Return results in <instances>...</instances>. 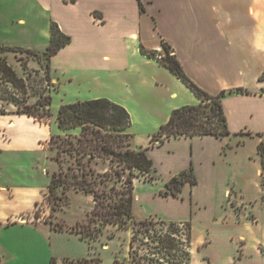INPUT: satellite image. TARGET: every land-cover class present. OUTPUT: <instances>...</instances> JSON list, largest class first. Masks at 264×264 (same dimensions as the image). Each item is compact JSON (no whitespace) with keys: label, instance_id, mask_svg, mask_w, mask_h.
I'll list each match as a JSON object with an SVG mask.
<instances>
[{"label":"crops","instance_id":"crops-1","mask_svg":"<svg viewBox=\"0 0 264 264\" xmlns=\"http://www.w3.org/2000/svg\"><path fill=\"white\" fill-rule=\"evenodd\" d=\"M42 1L51 17L50 23L56 22L71 37L70 43L49 61L54 87L50 92L52 104L58 95L62 96L58 110L63 104L96 98H108L124 106L132 118L129 131L133 146L146 150L154 162V174H158L155 179L162 178L165 188L174 175L194 165L199 181L193 185L187 182L183 187L182 195H190L189 202L184 199V214L170 216L167 221L185 222L200 209L206 213L208 200L227 198L230 185L243 191L255 180L262 195L258 145L259 134H264V0H141L143 10L139 0ZM50 23L44 31L45 50L51 42ZM163 42L171 47L188 77L199 87L213 95L227 92L222 102L230 135L172 137L152 145L153 134L175 109L199 103L177 75L146 54L164 51ZM32 43L19 46L0 42L9 47L35 49ZM238 88L249 92L238 93ZM23 116L49 126L50 137L64 133L50 121L42 123ZM0 134L6 140V129L0 127ZM249 139L258 144L255 152L246 155L247 160L253 159L248 165L255 171L254 177L242 181L238 175L221 179L216 163L228 159L232 152L237 154L238 143L246 145ZM3 142L0 152L4 150ZM225 148L233 151L223 156ZM236 160L245 161L239 155ZM205 166L209 169L202 176ZM13 169L11 161L0 158V234L34 230L49 242L50 262L64 264V258L75 255L67 252L61 255L56 247L62 241L70 246L84 238L74 230L56 229L51 224L34 221L31 215L44 200L49 186L42 188L34 182L17 180L12 175ZM134 183L138 186L151 182L138 177ZM221 184L225 186L219 188ZM139 199L136 192L134 202ZM207 219L203 221L206 227L210 224ZM216 219L214 216L213 220ZM17 237L22 245L29 242L22 234ZM13 245L0 237V264L21 260ZM235 256L236 249L232 248L226 264L246 262L245 256L240 261Z\"/></svg>","mask_w":264,"mask_h":264},{"label":"rangeland","instance_id":"rangeland-1","mask_svg":"<svg viewBox=\"0 0 264 264\" xmlns=\"http://www.w3.org/2000/svg\"><path fill=\"white\" fill-rule=\"evenodd\" d=\"M50 20L51 17L44 9L42 0H0V42L19 46L33 42L36 49L10 50L9 46L0 44V67L4 63L10 65L27 85L25 91L16 89L2 81L0 75V127L6 129L7 134L6 140L0 136V143L4 141L2 143L4 150L0 152V158L11 161L15 168L12 171L15 179L34 182L42 188L49 186L51 174L60 170L59 164L52 158L55 152L47 147L50 143L51 129L49 126L30 121L23 116L26 114H20L17 110L18 107L30 105L37 106L40 111H43L37 101L48 96L54 89L53 84L46 82L48 60L44 47V31L47 30ZM61 98L62 96L57 95L51 105L53 115L49 121L54 127L55 124L57 125L58 104ZM73 132L78 134L80 130ZM261 140H263L261 151L264 152V135ZM238 145H242L243 149ZM238 145L237 154H234L230 148H225L223 156L230 150L231 155L228 159L224 158L216 163L215 169L221 179H233L238 175L242 181L254 177L255 171L248 165L253 159L247 160L246 155L255 152L258 144L249 139L246 145H243V142ZM236 155L243 156L245 161H237ZM64 164V170L69 165L76 167L74 160L68 156ZM94 166L100 170L109 165ZM191 166L194 168V165ZM208 169L209 167H202L201 175L206 176ZM195 175L199 181L196 173ZM145 178L147 177L142 176L141 180H146ZM224 186L225 184H221L219 188ZM163 188L165 189L162 178L135 186L134 195L136 192L140 195V199L133 203L136 219L142 220L152 216L167 221L170 216L184 214L183 207L186 202H189L190 195L186 193L184 196L181 192L180 199H173L170 195L162 194ZM230 188L227 198L221 200L214 197L208 200L206 213L205 210H197V214L192 215L194 218L187 220L191 222L193 233L191 264H226L232 248L236 249V261H240L245 256L244 264H264V201L260 190L255 180L243 191L234 185H230ZM56 195L57 199L49 197L48 190L44 200L31 216L34 221L51 224L56 229L74 230L81 238H84L81 243H73L71 247L65 241H62L58 248L56 247L61 255L66 252V254L75 255L72 257L74 259L64 258V264H78L79 260H87V264H100L102 261L101 264H116V259L123 264H135L130 255L131 229L120 228L114 224L103 226L98 221L90 222L89 216L95 206L93 197L75 187H70L65 194L60 187L56 190ZM214 216L218 221L213 220ZM204 219L210 220L207 227L203 223ZM14 234H16L15 237ZM21 234L24 235V239H28L26 242L29 241L26 245H22L23 243L17 237H21ZM240 235H244L245 238L239 239ZM0 237L7 242H13L15 251L21 257L18 263L9 262L8 264H51L49 242L41 238L34 230L5 231L0 234ZM134 245L141 246L142 253L148 252V245H141L139 241ZM143 264L158 263L147 259L143 261Z\"/></svg>","mask_w":264,"mask_h":264},{"label":"trees","instance_id":"trees-1","mask_svg":"<svg viewBox=\"0 0 264 264\" xmlns=\"http://www.w3.org/2000/svg\"><path fill=\"white\" fill-rule=\"evenodd\" d=\"M140 1L143 10L142 1ZM71 37L62 32L56 22L51 25V42L46 48L47 73L46 82L50 79V58L63 46L70 43ZM164 56L159 61L177 75L198 97L199 103L175 109L169 120L162 124L152 136V145L164 143L172 137L215 135L225 137L231 134L227 117L223 108L226 91L217 95L210 94L184 71L180 61L171 52V47L163 42ZM10 50L23 48L8 47ZM31 50V49H24ZM157 52L146 54L150 57ZM34 54V53H33ZM36 54V53H35ZM1 80L16 89L26 90L27 85L18 77L10 65L1 64ZM236 92H249L238 88ZM37 106L18 107L17 112L34 117L37 121L48 123L52 116L50 94L37 101ZM57 125L63 134H54L50 138L49 148L54 151L52 158L59 164L60 170L51 174L49 197L57 199L56 190L63 189V194L70 187L83 191L93 197L95 206L89 216L90 222L98 221L100 225L114 224L124 229H131L130 255L135 264H143L144 260L158 264H191L192 261V225L191 222H170L161 218L136 219L133 213L134 180L145 176L146 181H153L156 169L153 160L145 149L133 146V135L129 132L132 118L129 111L119 103L108 98H96L78 101L60 106L57 114ZM74 130L80 132L74 133ZM263 137V133L259 134ZM263 140L258 145V153L262 166V190L264 191V152L261 151ZM66 156L74 160L75 166H67L64 170ZM108 164L103 169L94 165ZM196 184L194 168L174 175L162 191L164 196H180L184 184ZM120 184V186H118ZM264 201V193L262 194ZM160 226V228H158ZM141 245H148V252L142 253ZM147 243V244H146ZM100 262V260H98ZM78 264H87V260H79ZM116 264L120 263L118 259ZM51 264H55L52 260Z\"/></svg>","mask_w":264,"mask_h":264},{"label":"built area","instance_id":"built-area-1","mask_svg":"<svg viewBox=\"0 0 264 264\" xmlns=\"http://www.w3.org/2000/svg\"><path fill=\"white\" fill-rule=\"evenodd\" d=\"M164 56V53L162 52H157L154 56H152V58L156 59V60H160L162 59Z\"/></svg>","mask_w":264,"mask_h":264}]
</instances>
